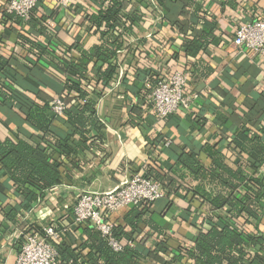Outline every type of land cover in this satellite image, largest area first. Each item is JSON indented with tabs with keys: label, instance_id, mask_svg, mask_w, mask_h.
<instances>
[{
	"label": "crops",
	"instance_id": "obj_1",
	"mask_svg": "<svg viewBox=\"0 0 264 264\" xmlns=\"http://www.w3.org/2000/svg\"><path fill=\"white\" fill-rule=\"evenodd\" d=\"M41 1L38 16L43 18V36L24 25L0 21V59L11 61L10 76L3 81L11 91L31 102L37 94V103L51 104L66 93L68 78L80 85L50 57L27 55L20 43L21 34L47 45L51 41L57 58L69 62L79 60V47L88 50L94 45L117 43L122 48L110 52V64L115 69L109 84L100 83L96 88L93 83L89 87L101 94L96 98L97 125L90 124L84 133H78L64 118L54 121L56 137H70L69 145L76 152L72 159L63 161L61 184L28 205L13 192V182L0 166V264H17L21 243L38 228L52 221L67 225L84 194L111 191L126 176L146 172L147 168L169 173L177 168L184 152L197 154L201 163L210 167L212 161L202 151L205 145L220 151L225 163L235 169L237 154L228 148L234 137L243 129H251L264 138V57L241 52L233 45L240 25L264 19V0H166L162 6L157 0H76L65 12L57 0ZM112 1L123 7H117L114 22H104ZM5 11L8 13L7 5ZM195 17L214 25V39L205 51L190 57L186 53L188 41L201 36L203 29ZM28 56L36 61L32 68L26 62ZM93 65L86 77L94 82L100 66ZM177 70L190 75L187 93L194 97L192 110L158 119L150 104L152 93L144 96L151 87L149 78L155 74L166 79ZM38 134L23 116L0 103V140H31ZM261 173L264 176V170ZM190 182L186 177L181 183L188 187ZM159 184L165 198L146 211V219L158 225L159 232L141 223L131 238L142 252L148 253L164 242L168 251L175 253L182 245H193L203 228L206 209L190 196L186 198L184 192L168 193L164 184ZM10 210L14 212L7 218ZM129 212L130 208H125L109 213L105 220L130 233L132 229L124 223ZM260 215V222L246 226L247 232L264 233V202ZM68 229L69 248L80 254L78 261L82 263L79 248L86 236ZM58 241L63 245L64 234ZM128 242L132 243L124 237L123 243ZM143 264L161 263L146 260Z\"/></svg>",
	"mask_w": 264,
	"mask_h": 264
},
{
	"label": "trees",
	"instance_id": "obj_2",
	"mask_svg": "<svg viewBox=\"0 0 264 264\" xmlns=\"http://www.w3.org/2000/svg\"><path fill=\"white\" fill-rule=\"evenodd\" d=\"M165 1L157 0L161 6ZM41 2L38 1L30 18L25 21L19 16L6 13L8 1L0 0V21L4 25L8 21L24 25L31 30H38V34L42 35L43 18L38 16ZM119 6L121 5L112 1L108 15L103 18L104 22H114L112 16L117 15ZM195 18L202 22L203 29L201 36L188 41L186 53L190 57H197L214 39V25L205 19ZM20 36V43L27 55L48 56L68 74V77L73 76L79 80L80 85L69 81L70 78L65 82L66 93L62 98L69 104V110L63 117L65 122L78 133H84L90 124L97 125L96 98L101 94L97 93L96 88L100 83L107 85L111 81L115 68L110 64V52L120 50L122 46L107 43L105 47L94 45L88 50L79 47V60L69 62L57 58L56 48L51 41L47 45L34 41L25 33ZM29 56L26 57V62L32 68L36 61ZM10 63L8 59H0V103L18 116H23L24 121L39 134L38 138L32 137L31 140L19 137L0 140V166L1 171L6 172L13 182V192L22 197L26 204L31 205L42 200L46 192L54 186L61 184L63 161L72 159L76 152L69 145L70 137L64 140L56 137L57 132L53 124L58 118L51 112V104L37 103V94L34 102L27 98L26 100L21 93L11 91L4 83V79L10 76ZM92 63L93 67L100 66L95 75L97 80L94 79V82L86 77ZM163 80L164 78L153 74L149 78L151 87L145 90L144 96L152 93ZM93 83L96 88L90 90L89 87ZM263 139L260 132L251 129H243L234 137L228 148L237 154L235 169L229 167L221 157L220 151L210 145H205L202 149L212 161L210 167H205L197 154L184 152L177 161V168L169 173L159 174L154 169H146V176L164 184L168 193L184 192L186 198L190 196L191 201H199L205 207L203 228L198 232L191 247L182 245L177 252L170 253L166 244L160 242L148 253L139 250L131 237L141 223L157 232L160 230L150 218L146 219V211L151 204L143 202L139 206L130 207V212L124 219L126 226L132 229L130 233L123 226L113 225L112 237L122 245L120 251H115L109 244V238L103 237L90 223L76 225L72 218L67 227L74 231L77 229L86 236L79 248L84 256L82 263L78 261L80 254H75V251L69 248V234L62 232L65 226L58 222L56 230L64 234V242L61 245L59 241H55L54 245L61 259L73 264H143L146 260L161 264H264V233L253 234L245 229L247 225H255L261 220L260 212L264 202V176L261 173V170H264ZM186 177L191 178L188 187L181 183ZM13 212L10 210L6 217L11 218ZM37 230L42 234V228ZM124 237H128L132 243H123ZM84 251H87L86 254H83Z\"/></svg>",
	"mask_w": 264,
	"mask_h": 264
},
{
	"label": "built area",
	"instance_id": "obj_3",
	"mask_svg": "<svg viewBox=\"0 0 264 264\" xmlns=\"http://www.w3.org/2000/svg\"><path fill=\"white\" fill-rule=\"evenodd\" d=\"M39 0H8L7 12L27 21ZM62 11H68L76 0H57ZM233 45L241 52H254L264 57V19L242 24L233 37ZM190 75L177 70L161 81L151 94L150 104L158 119H166L178 112H190L194 97L187 93ZM57 118H63L69 110V104L62 98H55L50 106ZM170 143H166L169 147ZM165 198L161 185L148 178L145 172L126 176L111 191L87 193L80 197L73 208L74 224L90 223L103 237L109 238V244L115 251L122 245L112 237L113 225L105 220V215L119 210L139 206L143 202L153 204ZM56 221L42 228V234L34 232L26 235L20 245L17 264H73L64 262L54 242H58ZM67 225L63 233H68Z\"/></svg>",
	"mask_w": 264,
	"mask_h": 264
}]
</instances>
